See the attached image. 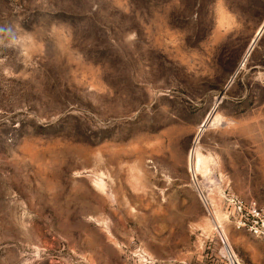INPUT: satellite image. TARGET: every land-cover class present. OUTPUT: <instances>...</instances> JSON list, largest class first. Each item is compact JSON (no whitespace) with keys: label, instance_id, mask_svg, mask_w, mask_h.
<instances>
[{"label":"rangeland","instance_id":"rangeland-1","mask_svg":"<svg viewBox=\"0 0 264 264\" xmlns=\"http://www.w3.org/2000/svg\"><path fill=\"white\" fill-rule=\"evenodd\" d=\"M262 26L264 0H0V264H263L228 206L264 202Z\"/></svg>","mask_w":264,"mask_h":264},{"label":"built area","instance_id":"built-area-1","mask_svg":"<svg viewBox=\"0 0 264 264\" xmlns=\"http://www.w3.org/2000/svg\"><path fill=\"white\" fill-rule=\"evenodd\" d=\"M228 206L234 227L264 242V202L232 197L228 199Z\"/></svg>","mask_w":264,"mask_h":264},{"label":"bare ground","instance_id":"bare-ground-1","mask_svg":"<svg viewBox=\"0 0 264 264\" xmlns=\"http://www.w3.org/2000/svg\"><path fill=\"white\" fill-rule=\"evenodd\" d=\"M263 29H264V26H262L261 28H259L258 32H257V36L255 37L254 41H253V44H251L248 52H247V55L249 54V52H251L253 46L255 45V42L258 40V38L260 37V35L262 34L263 32ZM246 55V56H247ZM217 119V118H215ZM218 121H220V117H218ZM215 124V122H214ZM213 124V125H214ZM205 129V125L202 126L201 130H200V133H199V136L197 137L191 151H190V155H189V167L190 169L192 170V172L194 174H197L198 172H203L204 174H206L208 172V166H209V163L212 161V158L211 157H207V158H204L200 155V147L198 146V143H197V140L198 138L200 137L201 135V132H203V130ZM100 186V185H99ZM198 188V187H197ZM104 189V188H102ZM199 191V189H198ZM200 195H201V192L199 191ZM209 198V197H208ZM206 196L204 197V200L206 203L209 202V199H208ZM205 203V204H206ZM215 204V203H214ZM213 204V205H214ZM215 206V205H214ZM208 207V206H207ZM213 213V212H212ZM225 218L224 216L221 214V212L218 210V209H215L214 210V227H216L220 233L223 235V232L227 235V239L229 240V236L227 234V231L226 229L224 228V225H223V222H224ZM224 239H226L224 236H223ZM226 241V240H225ZM225 252L228 254V256L230 257V260L236 264V260L234 258V254L233 252L230 250V247L229 245L226 244V248H225Z\"/></svg>","mask_w":264,"mask_h":264}]
</instances>
